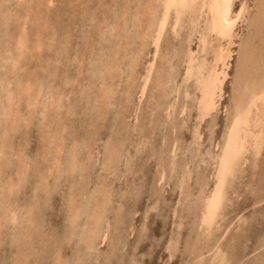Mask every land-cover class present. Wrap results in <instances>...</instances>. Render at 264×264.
Segmentation results:
<instances>
[{"label": "rangeland", "instance_id": "1", "mask_svg": "<svg viewBox=\"0 0 264 264\" xmlns=\"http://www.w3.org/2000/svg\"><path fill=\"white\" fill-rule=\"evenodd\" d=\"M150 1L0 0V264H209L216 247L225 264H264V149L244 156L216 223L201 226L243 50L264 60V0L235 1V12L240 3L248 9L235 28L237 56L222 102L203 122L196 78L185 82V65L190 49L196 65L204 56L198 38L205 18L189 10L176 32L171 20L156 56L152 39L142 38L160 18L161 0L153 2V17L143 15ZM21 29L26 49L15 70ZM208 39L212 48L220 44ZM27 80L32 95L19 96L8 113L7 94H18Z\"/></svg>", "mask_w": 264, "mask_h": 264}, {"label": "bare ground", "instance_id": "2", "mask_svg": "<svg viewBox=\"0 0 264 264\" xmlns=\"http://www.w3.org/2000/svg\"><path fill=\"white\" fill-rule=\"evenodd\" d=\"M156 0H151L149 3H147V5L145 6V11L143 13L150 15L153 17V14L155 15L156 11L153 8V2ZM236 0H161V9H160V18L158 17V19H154V22L150 23V28L152 27L151 30H155V32H152V34L150 33H144V35H142L143 40L147 38V36L152 39V44L155 48V55L157 56L159 47H160V43L163 40V36L164 33L167 29V27L171 26L170 21L172 20V30L174 32H176L178 30V28L180 27V25H182L183 19L185 18L186 14L189 12V10H193L192 12H190L189 14H191V17L193 18L194 16H192L194 13L195 17L200 16L201 20V16L203 18H205V20H203L204 22V29L202 31V33L200 34V37L198 39H200V48H201V53L204 55L202 57V60L200 63H198L196 65V61L195 60V54L192 53L190 50L189 52H187V60L186 63L187 65H185L186 68V81L185 82H189L191 79L195 80L193 78H196V83L198 86L197 87V91L199 92V97H198V109L199 110V121H204L207 117H210L212 115V113H214L215 111H217L220 102H222L223 100V94H224V87L226 84V81L229 78V70L231 68L232 63L235 61V58L237 56V52L236 50L234 51L232 49V47L235 45L234 43V39H235V34H239L238 32L235 33V28L237 27L239 22H243L245 19V15L248 13V9H247V3H240V9L235 12L234 9V4H235ZM254 1V0H253ZM144 2V1H143ZM134 3V1H133ZM253 3V2H252ZM32 4V3H30ZM46 4V3H45ZM116 4V3H114ZM136 4V3H135ZM137 7V6H136ZM120 8V7H119ZM249 8V7H248ZM31 9V8H30ZM35 9V8H34ZM23 10V9H21ZM252 10V9H251ZM148 12V13H147ZM194 12V13H193ZM19 13V12H18ZM5 14V13H4ZM77 14V13H76ZM199 14V15H198ZM13 15V14H12ZM11 15V16H12ZM189 16V15H187ZM15 17V16H14ZM39 17V16H38ZM55 17V16H54ZM155 17V16H154ZM194 17V18H195ZM45 18V17H44ZM24 19V18H23ZM146 19V18H145ZM186 20V19H185ZM192 20V19H190ZM196 20V19H195ZM201 20V21H202ZM21 21V20H20ZM32 22V21H31ZM189 22V21H188ZM196 25V21L194 22ZM198 23V22H197ZM202 23V22H201ZM198 23V24H201ZM38 24V23H37ZM72 24V23H71ZM240 24V23H239ZM20 26V25H19ZM22 26V25H21ZM20 26V27H21ZM25 26V25H24ZM78 26V25H77ZM202 26V25H201ZM76 27V26H75ZM139 27V26H138ZM194 27V26H193ZM200 27V25H199ZM22 28V27H21ZM188 28V27H187ZM190 28V27H189ZM197 28V26H196ZM195 28V30H196ZM108 29V28H107ZM193 29V28H192ZM22 30V29H21ZM25 30V29H24ZM22 30V31H24ZM43 30V29H42ZM82 30V29H81ZM169 30V29H168ZM139 31V30H138ZM172 31V32H173ZM200 31V29H198V32ZM238 31V30H237ZM136 32V31H135ZM147 32V30H146ZM13 33V32H12ZM179 33V32H178ZM197 33V30L196 32ZM193 31V34H195ZM17 35V34H16ZM29 35V34H28ZM137 35V34H136ZM175 35V34H174ZM35 36V35H34ZM89 36V35H88ZM177 36V35H176ZM191 36V35H190ZM194 36V35H193ZM238 36V35H236ZM146 37V38H145ZM179 37V36H178ZM209 37H214L216 38V40H218L220 42V44L217 47H213L212 48V44L209 41ZM32 38V37H31ZM238 38V37H237ZM132 39V38H131ZM166 39V38H165ZM117 40V39H116ZM192 40V39H191ZM174 41V40H173ZM30 42V41H29ZM36 42V41H35ZM179 42V41H178ZM177 42V43H178ZM190 41L188 40V43ZM223 42H227V44H223ZM17 43V42H16ZM169 43V42H168ZM167 43V44H168ZM217 43V42H216ZM18 46H19V57H17L16 59H13V62L11 60L8 59L9 62H12V64L14 63L15 66H11L13 69H15V67L17 65H19L18 63L20 62V60L23 58V55L25 53L24 48H25V31L22 32V34L20 36H18ZM59 44V43H58ZM139 44V43H138ZM183 43H181L182 45ZM217 45V44H216ZM12 46V45H11ZM17 46V45H16ZM125 46V45H124ZM143 46V45H142ZM173 46V45H172ZM211 47L212 49V61L213 64L211 67H208V63L206 60V56L210 55L209 53L207 54V47ZM236 46V45H235ZM17 48V47H16ZM29 48V47H28ZM40 48V47H39ZM235 48V47H234ZM26 49V48H25ZM36 49V48H35ZM41 49V48H40ZM170 49V48H169ZM189 49V48H188ZM236 49V48H235ZM247 49V48H245ZM172 50V49H171ZM180 50L181 47H180ZM13 51V50H12ZM160 51V50H159ZM183 51V50H182ZM245 51V54H243L242 56V60L239 62V69H238V74H237V85L234 91V96H233V104L231 108L232 113L229 114L230 118L228 119V123H227V128H226V132L224 134V138L222 140V145L220 147V150L218 153H220L219 155H217L216 157V161H217V169H216V181H215V186L214 189L211 193V197L208 198L209 200H207V204L205 207V210L202 214L201 217V226L204 228V230H210L213 226L214 223H216V220L219 216V212L224 204V201L226 200V193H227V187L229 184V181L231 178H233L237 168L239 167V165L241 164L242 159L244 158V156L249 152V150L251 149L254 156L255 157H259L264 149V60H260L257 61L254 58L253 55V51H249V50H243ZM43 52V51H42ZM80 52V51H79ZM136 52V51H135ZM209 52V51H208ZM160 53V52H159ZM158 53V54H159ZM189 53V54H188ZM205 53L207 55H205ZM201 54V55H202ZM32 55V54H31ZM198 55V54H197ZM12 56V54H10V57ZM16 56V55H15ZM37 57V56H36ZM126 57V56H125ZM134 57V56H133ZM8 58V57H7ZM27 58V57H26ZM138 58V57H137ZM210 58V56H209ZM120 59V58H119ZM154 59V58H153ZM158 59V58H157ZM156 59V60H157ZM174 59V58H173ZM7 60V59H5ZM26 60V59H25ZM132 60V59H131ZM154 60V61H156ZM169 60V59H168ZM3 61V60H2ZM6 61V62H8ZM138 61V60H137ZM211 60L208 62H212ZM4 62V61H3ZM2 62V64L4 65V63ZM8 62V64H9ZM135 62V61H134ZM145 62V61H144ZM29 63V62H28ZM137 63V62H136ZM1 64V65H2ZM100 64V63H99ZM166 64V63H165ZM172 64V63H171ZM0 65V66H1ZM34 65V64H33ZM153 62H151L147 68V73L144 79V82L142 83L143 85V91L145 90V88L147 87V83L149 81L150 75H152V68H154L153 66ZM169 65V64H168ZM211 65V64H210ZM61 66V65H60ZM2 67V66H1ZM6 67V66H5ZM10 67V64H9ZM137 67V66H136ZM135 67V68H136ZM236 67V66H235ZM12 68L11 70H7L9 71L8 73L13 74L15 72H12ZM22 68V67H21ZM39 68V67H38ZM98 68V67H97ZM184 68V67H183ZM5 69V68H4ZM18 69V68H17ZM24 69V68H23ZM261 69L263 71V74H258V77H252V72L256 71V70ZM3 70V69H2ZM16 70V69H15ZM142 70V69H141ZM180 70V69H179ZM42 71V70H41ZM83 71V70H82ZM24 72V71H23ZM58 72V71H56ZM102 72V71H101ZM34 73V72H33ZM106 73V72H105ZM142 74V73H141ZM6 75V74H5ZM57 75V74H56ZM27 76V75H26ZM73 77V76H72ZM174 77V76H173ZM8 78V77H7ZM105 78V77H104ZM54 79V78H53ZM184 79V78H183ZM4 79L0 80V83L2 85H4ZM9 80V79H8ZM43 80V79H42ZM179 80V79H178ZM13 82V81H12ZM25 82V81H24ZM121 82V81H120ZM171 82V80L169 81ZM173 82V81H172ZM6 83L8 87H10V83L7 81ZM5 83V84H6ZM21 83V82H20ZM18 82L16 88L19 86L20 84ZM73 83V82H72ZM24 84V86H23ZM1 85V86H2ZM22 87L21 89L17 90L19 91L18 94H14L15 92H11V91H6L11 92L9 94H7L5 91V93L7 95H9V97L7 98V102L8 104H6L5 108L7 110L8 113H12L13 108L17 106V104L15 105V102L17 101V98L19 96H21L22 94L27 92L28 96L32 95V83L30 81H26L25 83H21L20 84ZM76 85V84H75ZM140 85V84H139ZM169 85V84H168ZM183 85H186L185 83ZM6 86V85H5ZM53 86V85H52ZM4 86H2L1 88H3ZM54 87V86H53ZM183 87V86H182ZM189 87V86H188ZM50 88V87H49ZM196 88V87H195ZM233 88V87H232ZM5 89H7L5 87ZM11 90V88H9ZM63 89V88H62ZM118 89V88H117ZM121 89V88H120ZM4 90V89H3ZM39 91L38 96L41 94V90L38 89ZM186 90V89H184ZM1 91V90H0ZM179 91V89H178ZM54 92V91H53ZM139 92V91H137ZM168 92V89H167ZM34 93V92H33ZM37 93L35 94V96H37ZM60 93V92H59ZM181 93V92H180ZM42 95V94H41ZM47 95V94H46ZM56 95V94H55ZM185 98H189L190 94L186 91V93L184 94ZM196 95V94H195ZM58 96V95H57ZM55 97V96H54ZM4 98V95L3 97ZM193 98V97H192ZM191 98V99H192ZM5 99V98H4ZM20 99V98H19ZM178 99V98H177ZM57 100V99H56ZM27 101V100H26ZM187 101V100H185ZM38 102V100H35V104H33L34 106H38L36 103ZM69 102V101H68ZM130 102V101H129ZM128 102V103H129ZM1 105H3L4 103L1 101L0 102ZM3 103V104H2ZM177 103V102H176ZM193 103V101H192ZM196 103V102H195ZM197 104V103H196ZM15 105V106H14ZM32 105V106H33ZM191 105V103H190ZM193 105V104H192ZM189 106V105H188ZM3 107V106H2ZM54 107V106H53ZM57 107V106H56ZM111 107V106H110ZM109 107V108H110ZM186 107V106H185ZM193 108V107H192ZM190 108V109H192ZM34 109V108H33ZM220 109V108H219ZM5 110V109H4ZM38 110V109H36ZM35 110V111H36ZM53 110V109H52ZM178 110V109H177ZM49 111V110H48ZM5 112V114L7 113ZM19 113V112H18ZM190 113V112H189ZM217 113V112H216ZM26 114V113H25ZM34 114V113H33ZM49 114V113H48ZM195 114V113H194ZM14 115V114H12ZM11 115V116H12ZM15 116V115H14ZM24 116V115H23ZM7 117V115H6ZM185 117V116H183ZM8 118V117H7ZM10 118V116H9ZM14 119V118H13ZM26 119V118H25ZM43 119V118H42ZM128 120V119H127ZM184 120V119H183ZM197 120V119H196ZM209 120V119H208ZM10 121V120H9ZM17 121V119H16ZM16 121L15 124L17 123ZM23 121V120H22ZM21 121V122H22ZM126 121V120H125ZM193 121V120H192ZM195 121V120H194ZM7 122V120H6ZM12 123V122H11ZM15 124H12L15 126ZM31 124V123H30ZM196 124V123H195ZM205 124V123H204ZM179 125V124H178ZM207 125V124H206ZM219 125V124H218ZM30 126V125H29ZM123 126V125H122ZM17 127V126H16ZM27 127V125H26ZM43 127V126H42ZM193 127V126H192ZM200 127V126H199ZM221 127V126H220ZM15 128V127H14ZM6 129V128H5ZM205 129V128H204ZM1 130V127H0ZM12 130H15L12 128ZM53 130V129H52ZM193 130V129H192ZM17 131V130H16ZM30 130H28L29 132ZM198 129L196 130L197 133ZM217 131V130H216ZM13 132V131H12ZM18 132V131H17ZM198 133H200L198 131ZM196 136H198V140H200V136L201 134H198ZM215 133V132H214ZM6 134V133H5ZM51 134V133H50ZM60 134V133H59ZM8 135V134H7ZM18 135V134H17ZM221 135V134H220ZM13 136V135H12ZM204 136V135H203ZM125 137V136H124ZM202 137V136H201ZM28 138V137H27ZM4 139V138H3ZM6 140V139H5ZM51 141V140H50ZM58 141V140H57ZM196 141V140H195ZM123 142V141H122ZM68 144V143H67ZM64 145V144H63ZM120 145V143H119ZM200 144L197 145V148H200ZM206 146V145H205ZM62 147V146H61ZM178 147V146H177ZM202 147V146H201ZM209 147V146H208ZM58 148V147H57ZM196 148V149H197ZM76 149V148H75ZM25 150V149H24ZM27 150V149H26ZM23 151V150H22ZM192 151V150H191ZM7 152V151H6ZM60 152V151H59ZM197 155L199 156L200 153L198 151ZM187 153H189L187 151ZM18 155V154H17ZM188 155V154H187ZM204 155V154H203ZM93 156V155H92ZM11 157V156H10ZM18 157V156H17ZM20 157V156H19ZM26 157V156H25ZM262 158V156H261ZM4 159V158H3ZM199 159V158H198ZM206 159V158H205ZM213 159V158H212ZM20 160V159H19ZM262 160V159H261ZM6 161V160H5ZM59 161V160H58ZM19 162V161H18ZM23 162V161H22ZM25 162V161H24ZM57 162V161H56ZM61 162V160H60ZM107 162V161H106ZM31 163V162H30ZM190 163V161H189ZM262 163V162H261ZM20 164V163H19ZM48 164V163H47ZM75 164V163H74ZM6 165V164H5ZM21 165V164H20ZM26 165V164H25ZM73 165V164H72ZM84 165V164H83ZM89 165V164H88ZM210 165V164H209ZM245 165L247 166V164L245 163ZM27 166V165H26ZM25 166V167H26ZM19 167V166H18ZM74 167V166H73ZM214 167V166H213ZM5 168V167H4ZM20 168V167H19ZM18 168V169H19ZM17 169V170H18ZM49 169V168H48ZM106 169V168H105ZM104 169V170H105ZM210 169V168H209ZM215 169V168H214ZM20 170V169H19ZM28 170V169H27ZM185 171V170H184ZM247 172L249 171L246 170ZM115 172V171H114ZM240 172V171H239ZM47 173V172H46ZM193 173V172H192ZM215 173V172H214ZM251 173V172H250ZM25 174V173H24ZM45 174V173H44ZM53 174V173H52ZM260 174V172H259ZM243 175L245 176L246 174L243 173ZM252 175V174H250ZM260 176V175H259ZM259 176L257 178H259ZM243 177V176H242ZM249 177V176H248ZM46 179V176H45ZM246 179V178H245ZM252 179V178H251ZM255 179V178H254ZM241 181V179H239ZM247 180V179H246ZM245 180V182H246ZM257 180V179H256ZM250 181V180H249ZM255 181V180H254ZM2 182V181H1ZM244 182V183H245ZM258 182V181H257ZM257 182L255 181L256 185L255 188L257 187ZM24 183V182H23ZM251 183V182H250ZM15 184V183H14ZM45 184V183H44ZM243 184V182H242ZM241 184V185H242ZM249 184V183H248ZM17 185V184H16ZM251 185V184H250ZM248 185L247 187L249 188ZM212 186V185H211ZM231 186V185H230ZM234 186L236 187V185L234 184ZM243 186V185H242ZM246 186V185H245ZM9 187V186H8ZM37 187V186H36ZM234 187V188H235ZM239 187V186H238ZM12 188V186L10 187ZM233 188V187H232ZM253 190H256V189ZM42 189V188H41ZM108 189V188H107ZM203 189V188H202ZM246 189V188H245ZM11 191V190H10ZM106 191V190H105ZM249 191V190H248ZM247 191V193H248ZM238 192V191H237ZM235 192V193H237ZM255 192V191H254ZM209 193V194H210ZM252 193V192H250ZM82 194V193H81ZM86 194V193H85ZM226 194V195H225ZM230 194V192H229ZM228 194V195H229ZM232 194V192H231ZM239 194V192H238ZM242 194V192H241ZM253 194V193H252ZM11 195V194H10ZM9 195V196H10ZM84 195V194H83ZM108 195V194H107ZM255 195V194H254ZM106 196V195H105ZM204 196V194H203ZM243 196V195H242ZM252 196V195H251ZM249 196V197H251ZM2 197V196H1ZM34 197V196H33ZM231 197V195H230ZM235 197V196H233ZM12 198V197H11ZM103 200V198H101ZM233 199V198H232ZM108 200V199H106ZM240 199H238L239 201ZM243 200V199H242ZM36 201V200H35ZM101 201V200H100ZM227 201V200H226ZM230 201V200H228ZM84 202V201H83ZM243 202V201H241ZM206 203V201H205ZM204 203V204H205ZM240 203V202H238ZM235 204V203H233ZM236 205V204H235ZM240 205V204H238ZM237 205V208H238ZM243 205V204H242ZM241 205V206H242ZM28 206V205H27ZM76 206V205H75ZM261 206V205H260ZM263 206V204H262ZM37 207V206H36ZM39 207V206H38ZM234 207V206H233ZM94 208V207H93ZM203 208V207H202ZM258 209V207H256ZM235 208H233L232 210H234ZM11 210V209H10ZM252 209H250L251 211ZM2 211V210H1ZM73 211V210H72ZM78 211V210H77ZM9 212V211H8ZM14 212V211H13ZM12 212V213H13ZM79 212V211H78ZM232 212V211H231ZM236 212V211H235ZM247 212V211H246ZM244 212V214L246 213ZM6 213V212H5ZM11 213V212H10ZM27 213V212H26ZM241 213V212H240ZM15 214V212L13 213ZM79 214V213H78ZM84 214V213H83ZM97 214V212H96ZM234 214V213H233ZM242 214V213H241ZM248 214V213H246ZM6 215V214H5ZM238 214H235V216H237ZM234 216V215H233ZM244 216V215H243ZM246 216V215H245ZM11 217V215H10ZM23 217V216H22ZM73 217H76V215H74ZM96 217V216H95ZM238 217V216H237ZM240 218V217H239ZM6 219V217H5ZM74 222V219H72ZM228 220V219H227ZM229 220H231L229 218ZM92 221V220H91ZM233 221V220H232ZM231 221V222H232ZM237 221V220H236ZM235 221V222H236ZM71 222V221H70ZM94 223V221H92ZM15 224V223H14ZM224 224V223H223ZM230 224V222H229ZM232 224V223H231ZM74 226V225H73ZM234 226V225H233ZM201 227V229H202ZM235 227V226H234ZM73 228V227H72ZM87 228V226L85 227ZM98 229V228H97ZM200 229V230H201ZM234 229V228H233ZM16 230V229H15ZM34 230V229H33ZM73 230V229H72ZM95 230V229H94ZM99 230V229H98ZM85 232V231H84ZM90 232V231H89ZM202 232V230H201ZM204 232V231H203ZM83 233V232H82ZM90 234H93L90 233ZM89 234V235H90ZM207 234H209L207 232ZM226 234V233H225ZM224 234V235H225ZM200 235V234H199ZM223 235V236H224ZM94 236V235H93ZM91 237V236H90ZM89 237V238H90ZM203 237V236H202ZM211 237V236H210ZM209 237V238H210ZM88 238V239H89ZM87 239V240H88ZM222 239V238H221ZM229 239V238H228ZM264 239V238H263ZM86 240V241H87ZM93 240V239H92ZM208 240V239H207ZM213 240V239H212ZM31 241V240H29ZM85 241V240H84ZM92 242V241H91ZM96 242V241H95ZM215 242V241H214ZM212 242V243H214ZM217 242V240H216ZM262 242V241H261ZM264 242V241H263ZM223 243V242H222ZM89 244V243H88ZM93 244V243H92ZM96 246V244H94ZM92 245V246H94ZM215 245V244H214ZM213 245V246H214ZM87 246V245H86ZM206 246V245H205ZM219 246V245H218ZM264 246V244H263ZM90 247V245H89ZM262 247V246H261ZM212 248V247H211ZM263 248V247H262ZM89 249V248H88ZM93 248L91 247L92 250ZM205 249V248H204ZM222 249L220 247H216L212 250L213 254H212V258L211 261L209 262V264H225V259L222 258ZM257 249H260L257 247ZM258 252V250H257ZM260 253V252H259ZM202 255H200L199 257H201ZM207 256V255H206ZM205 256V257H206ZM24 257V256H22ZM204 257V256H203ZM59 258V257H58ZM29 259V258H28ZM193 259V258H192ZM202 261V260H201ZM205 261V259H204ZM193 263V262H192Z\"/></svg>", "mask_w": 264, "mask_h": 264}]
</instances>
